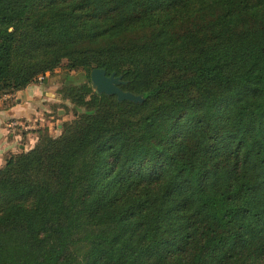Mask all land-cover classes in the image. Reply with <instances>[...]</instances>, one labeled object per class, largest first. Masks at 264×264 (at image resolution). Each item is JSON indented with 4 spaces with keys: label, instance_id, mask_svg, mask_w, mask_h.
Masks as SVG:
<instances>
[{
    "label": "trees",
    "instance_id": "1",
    "mask_svg": "<svg viewBox=\"0 0 264 264\" xmlns=\"http://www.w3.org/2000/svg\"><path fill=\"white\" fill-rule=\"evenodd\" d=\"M58 67L72 117L3 153L0 264H264V0H0V98Z\"/></svg>",
    "mask_w": 264,
    "mask_h": 264
},
{
    "label": "rangeland",
    "instance_id": "2",
    "mask_svg": "<svg viewBox=\"0 0 264 264\" xmlns=\"http://www.w3.org/2000/svg\"><path fill=\"white\" fill-rule=\"evenodd\" d=\"M65 74L66 71L58 67L55 72L51 75L49 74L48 77H44L42 80L37 79L30 83L23 90L22 94L19 92H11L14 93V95H10L11 101H20L22 98L24 101H29L32 108L28 116L21 118V122H23L24 126L18 124L9 125L4 133L6 134V136H4L6 140H13L12 148L14 150L19 149V147L27 149L35 142L37 135L34 129L37 126L47 125L51 132L56 133L58 132V127L61 122L72 117V112L63 105L60 94L57 92V87H59L64 80ZM68 75L73 82L86 80L84 72H79L78 70L70 71ZM30 100H32V103ZM8 131H12L13 134H8ZM12 140L10 142H12Z\"/></svg>",
    "mask_w": 264,
    "mask_h": 264
},
{
    "label": "crops",
    "instance_id": "3",
    "mask_svg": "<svg viewBox=\"0 0 264 264\" xmlns=\"http://www.w3.org/2000/svg\"><path fill=\"white\" fill-rule=\"evenodd\" d=\"M10 95H14V93L5 94L2 98H0V164L2 162V157L4 151L11 149L13 146V140L10 142L6 140L4 134L7 130V127L10 125H17V122L22 121L21 118L28 116V114L32 111V108L29 104V101L23 100L12 102L10 100ZM13 99V98H12ZM6 101V102H5ZM32 103V100H30ZM19 125V124H18ZM8 134L12 135V131H8ZM11 137V136H10Z\"/></svg>",
    "mask_w": 264,
    "mask_h": 264
},
{
    "label": "water",
    "instance_id": "4",
    "mask_svg": "<svg viewBox=\"0 0 264 264\" xmlns=\"http://www.w3.org/2000/svg\"><path fill=\"white\" fill-rule=\"evenodd\" d=\"M91 86L96 92H105L116 94L118 100L129 99L132 101H141V94H136L130 90L122 89L118 84L123 82L121 75H116L114 71L106 74L102 67H93L90 71Z\"/></svg>",
    "mask_w": 264,
    "mask_h": 264
},
{
    "label": "built area",
    "instance_id": "5",
    "mask_svg": "<svg viewBox=\"0 0 264 264\" xmlns=\"http://www.w3.org/2000/svg\"><path fill=\"white\" fill-rule=\"evenodd\" d=\"M43 78H44V76H43L42 74H40V75L37 76V79H38V80H42ZM17 124H19V125H21V126H24V125H23V122H21V121H20V122H17Z\"/></svg>",
    "mask_w": 264,
    "mask_h": 264
}]
</instances>
